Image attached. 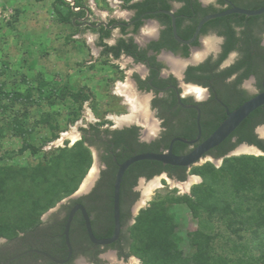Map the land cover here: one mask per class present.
I'll list each match as a JSON object with an SVG mask.
<instances>
[{
    "label": "flooded vegetation",
    "instance_id": "obj_1",
    "mask_svg": "<svg viewBox=\"0 0 264 264\" xmlns=\"http://www.w3.org/2000/svg\"><path fill=\"white\" fill-rule=\"evenodd\" d=\"M143 1L145 0H117V6L125 14L108 16L105 20L95 22L86 18L89 11L85 7L73 10L85 12L83 18L77 17L73 23L95 31L96 43L101 35L108 33L103 42L109 48L119 49V55L115 58L111 51L96 46L99 55H106L111 60L109 63L117 65V72H120V80L116 77V91L110 93L112 96L118 95V100L115 107L107 109H116L122 113L120 119L130 115L134 117L128 121L116 122V117L106 115L102 119L93 118L85 126L78 127L80 139L85 138L91 144L92 156L98 162L97 174L84 193L60 204L57 212L46 223L42 222L28 232L19 233L11 240L0 239V264H56L46 255L60 261L65 260L68 249L64 241V227L70 212L77 205L84 207L94 236L109 238L111 235H107L114 223L112 197L115 176L118 165L128 159V154H132L131 157L138 155L137 151L142 146L157 147V153H163L174 139L196 140L199 115L201 135L198 141L192 145L175 141L172 147L175 155H186L210 135H204L206 128L211 129L226 119V109L232 112L255 94L264 91V33L259 42L254 44V33L249 21L238 25L236 14L210 20L202 26L194 42L185 45L175 40L172 18L163 13L168 12L174 17L178 37L190 40L197 24L204 17L237 7L233 0H164L167 8H163L161 4L155 10L142 13H138L136 8H129ZM149 22L157 24L155 34L151 36L143 33ZM228 29H232L234 33L232 41L225 36ZM187 32H191V37L185 39L183 36ZM244 46L248 49L249 61H252L255 71L247 76L243 75L245 68L236 70V65L244 60V56L240 54ZM226 47L231 51L222 57ZM193 50L200 51L202 60L185 67L172 64L163 55L171 54L186 60ZM84 103L92 104V97L88 96ZM263 113L261 111L255 115L250 123L254 125L257 139L264 143ZM94 127L98 130L97 133ZM81 129L86 133L83 134ZM115 137L121 140L122 146L113 150ZM209 154L210 152L208 158L219 160ZM130 167L124 173L120 187V220L128 213L133 218L134 206L139 200L140 181L145 183L162 175L169 178L166 172L151 178L145 174L137 175ZM180 168H185L186 172L191 169ZM133 182L134 185L130 188ZM122 230L123 228L119 238ZM69 238L72 256L63 264H75L78 256L90 259L86 255L87 251L91 257L100 251V247L93 244L90 248L83 246L81 238L88 236L79 210L73 215Z\"/></svg>",
    "mask_w": 264,
    "mask_h": 264
},
{
    "label": "trees",
    "instance_id": "obj_2",
    "mask_svg": "<svg viewBox=\"0 0 264 264\" xmlns=\"http://www.w3.org/2000/svg\"><path fill=\"white\" fill-rule=\"evenodd\" d=\"M57 1L58 5L67 7L65 16L55 10L62 21H70L74 25L73 20L85 16L84 11L74 12L65 0ZM233 1L237 7L248 10L264 7V0ZM161 4L163 8H167L164 0H145L129 8H136L138 13H142L155 10L156 6ZM80 7L81 4L76 2L75 8ZM246 20L254 33L253 43L257 44L264 33V14L256 17L236 15L238 25ZM107 36L108 33L101 35L98 45L104 47L105 51H111L117 58L119 49L109 48L103 42ZM225 36L232 41V29H228ZM190 37L191 32L183 36L185 39ZM127 50L131 52L129 48ZM230 51L231 49L226 47L222 57ZM240 54L244 56V60L236 65V70L245 68L244 76L254 73L246 46L240 50ZM86 91L81 89L78 92H63L55 81L42 80L36 86L27 88L24 93L14 91L2 95L13 103L30 101L34 94L38 100L47 101L50 105H54L57 98L61 101L71 99L72 103H78V109H81L83 103L88 100ZM261 111H264V106L253 112L222 144L210 151L209 155L222 160L219 167L206 162L191 167L186 172L185 168L172 167L156 161H140L133 164L130 167L134 169L132 171L137 172V175L145 174L148 178L166 172L168 177L176 182H185L188 176L200 177L202 181L192 186L188 194L180 196L171 191L156 195L149 207L141 210L135 218L129 213L126 214L120 220L123 228L121 238L104 249H116L118 258L124 262L134 257L142 264H264V157H227L230 151L242 143L255 146L264 153V143L257 139L254 125L250 123ZM46 118L43 121L50 123L48 117ZM217 126L218 124L211 129L206 128L204 135L211 134ZM12 128L16 132L15 136L21 139L22 145L18 153L22 155L27 152L33 159L20 165L7 162L4 156H0V239L6 240L39 226L44 213L78 190L93 163L91 144L85 138L71 147L66 146L45 153L41 151L44 144L58 137L57 125L50 126L51 138L49 141L43 140L40 146L32 142L36 137L33 136L32 130L25 128L16 118L12 120ZM93 129L97 133L98 130L95 127ZM81 131L86 133L84 129ZM116 138L113 140V150L122 146L121 140ZM40 152L42 155L39 156ZM137 152L157 153L158 149L142 146ZM11 153L7 152L6 156ZM131 155L128 154L126 158ZM132 185L134 182L130 188ZM178 205L186 206L197 224V228L186 235L192 250L190 254H185L180 247L178 226L170 212L171 207ZM132 220L134 222L130 224ZM112 230L113 226L107 236L111 235ZM81 240L83 246L91 247L88 238ZM61 241L63 242V239ZM99 253L100 251L91 257L87 251L86 255L94 260L92 264H99ZM64 254L66 255V251Z\"/></svg>",
    "mask_w": 264,
    "mask_h": 264
},
{
    "label": "rangeland",
    "instance_id": "obj_3",
    "mask_svg": "<svg viewBox=\"0 0 264 264\" xmlns=\"http://www.w3.org/2000/svg\"><path fill=\"white\" fill-rule=\"evenodd\" d=\"M73 1L81 3L82 6L88 2L65 0L70 6ZM57 2V0H0V156H4L10 163L24 165L33 159L27 152L22 155L18 153L22 144L12 128V120L15 118L25 128L32 130L33 136H36L32 142L37 146H40L43 140L49 141L51 138L50 126H59L58 137L42 146L41 151L45 153L53 149L71 147V144L81 141L70 130L82 118L86 109L91 112L94 119L112 115L117 120L123 115L116 109H107L115 107L118 100V95H110L116 91L118 72L112 68V64H104L102 61L92 64L94 60L105 57L97 58L98 55L90 51L76 27L70 21L64 22L59 18L55 10H59L61 15L65 16L67 7L60 6ZM93 2L92 8L106 16H111L116 10V7H110V0ZM42 80L55 81L63 92L86 89L87 95L92 97V104L83 103L82 108L78 109V103L73 104L71 99L61 101L57 98L55 104L50 105L47 101L38 100L36 94L30 101L13 103L2 95L14 91L24 93L27 88L36 86ZM46 117L50 123L43 121L47 119ZM7 152H12L8 155L9 159L6 156ZM34 161L37 162L36 159ZM206 162L210 161L206 160L204 163ZM199 179L201 180L200 177ZM194 185L197 184L191 187ZM171 191L176 195H182L176 188H155L147 204L133 218L141 210L149 207L156 195ZM170 212L176 219L177 233L181 237L180 247L185 254H190L192 250L186 235L197 228L196 221L184 205L173 206ZM133 222L132 220L130 224ZM135 259L138 260V264H142L139 259Z\"/></svg>",
    "mask_w": 264,
    "mask_h": 264
},
{
    "label": "water",
    "instance_id": "obj_4",
    "mask_svg": "<svg viewBox=\"0 0 264 264\" xmlns=\"http://www.w3.org/2000/svg\"><path fill=\"white\" fill-rule=\"evenodd\" d=\"M117 0H110V7L114 8L117 6ZM127 6V5H126ZM124 6L125 9H128V7ZM72 10L76 11L75 4L72 3L71 5ZM85 9L89 11V13L86 14V18H89V20L100 21L102 19L108 18L103 12L97 11L89 6H83ZM91 13V14H90ZM166 14H169L172 18V31L173 36L176 41H178L181 44L190 45L194 42V40L197 38L198 34L200 33V30L202 26L213 19L221 18L228 15H243L245 17H256L264 14V7L255 9V10H248L238 7H232L228 10H225L223 12L212 14L204 17L196 26V29L194 31V34L190 40H182L178 37L176 33V27H175V20L172 14L168 12H163ZM90 14V16H89ZM125 12H121L120 8L114 12L111 16H122ZM151 14V13H149ZM85 18V19H86ZM74 21V20H73ZM74 26L76 27L79 34L85 39L87 45L90 48V51L94 55L99 54V49L96 47H101L98 45V42H95V31L89 30L88 27H82L79 26L78 23H75ZM157 30V24L153 22H149L143 31L147 36L154 35ZM213 40V39H211ZM199 50H193L191 52V56L189 59H182L179 56H173L171 54H163L172 64L178 65V67H185L187 65H194L198 64L202 58L201 54L199 53ZM116 89V87H115ZM199 93V92H198ZM264 106V91L259 92L255 94L253 97L242 103L238 108H236L234 111L230 112L228 109H226V119L220 123L217 128L206 138L204 139L200 144H198L192 151H190L186 155H175L172 151V147L175 141H179L186 145H192L198 141L201 135L200 131V122H199V115L197 118V129H198V138L193 141H188L185 139H174L170 142L168 149L163 153H142L138 155H134L130 158H128L126 161L118 165L115 181L113 185V230L112 234L109 238H96L93 234V230L91 227V223L89 220V217L82 205L75 206L72 211L70 212L65 227H64V241L65 245L68 249L67 258L65 260H57L54 259L48 255L46 257L50 258L54 263L56 264H63L70 260L72 256V247L70 243L69 238V227L73 219L74 213L79 210L82 214L84 225L86 229V233L88 236V240L93 244L95 247H100V253L97 257V259L100 261L99 264H138V260H136L134 257L129 258L126 262H124L122 259L118 258L116 249H104L105 246H110L117 242L119 240L120 232H121V223H120V214H119V199H120V187L121 182L123 180L124 173L126 170L133 164L140 162V161H156L159 163H162L164 165L174 166V167H186L191 168L195 166H199L203 164L206 160H209L211 163H213L216 167H219L221 165V159L219 160H212L208 158V153L218 147L220 144H222L238 127L239 125L249 117L250 114H252L257 109ZM136 110V107H135ZM134 115L118 119L116 122L121 121H128L131 118H133ZM91 119H93L92 114L89 110H85L84 114L82 115V118L78 120V122L71 128L70 132L73 133L75 136L80 138L78 127L85 126L87 122H89ZM260 132V130H259ZM73 145V144H71ZM70 145V146H71ZM94 153V151H93ZM95 155V154H94ZM240 155H254L256 157L262 156L264 157V153L254 146L248 145L246 143H242L238 145L232 152H230L227 157L231 156H240ZM93 163L92 166L83 179L82 183L79 186L78 191H76L72 196L69 198H66L62 202H60L55 208L45 213L40 219L43 223H46V220L51 218L54 213L57 212V209L59 208L60 204H65L67 200L77 197L78 195L84 193L90 183L92 182L93 176L97 174L98 171V162L96 161V157H93ZM207 158V159H206ZM201 183V180L199 177L195 176H188L185 182H176L173 179L167 178L165 175L158 176L152 178L148 182H139L138 191H139V200L134 206V213L135 214L147 204L149 197L152 193V191L155 188L160 187H172L179 190V192L184 195L188 194L191 185L193 184H199ZM94 263V260L88 259L83 256H78L75 260V264H92Z\"/></svg>",
    "mask_w": 264,
    "mask_h": 264
},
{
    "label": "crops",
    "instance_id": "obj_5",
    "mask_svg": "<svg viewBox=\"0 0 264 264\" xmlns=\"http://www.w3.org/2000/svg\"><path fill=\"white\" fill-rule=\"evenodd\" d=\"M89 1H91L92 3H94L93 0H88L87 5H85V6H89V7L92 8V3L89 2ZM76 2H77V1H76ZM76 2L73 1L74 4H75ZM106 2H108V0H106ZM80 4H81V3H80ZM81 6H82V4H81ZM118 9H119V7L116 6V10H115L114 12H116ZM114 12H113V13H114ZM101 57H105V59H104V58H103L104 60H103V59H98V60L96 59V60H94V63H92V64H95V63H98V62H101V61H102V63H104V64H112V63H109V61L111 62V60H110L106 55H99V54H98L97 58H101ZM92 64L90 63V66H91ZM112 68H114L115 71L117 72V65L112 64ZM118 73H120V72H118Z\"/></svg>",
    "mask_w": 264,
    "mask_h": 264
},
{
    "label": "bare ground",
    "instance_id": "obj_6",
    "mask_svg": "<svg viewBox=\"0 0 264 264\" xmlns=\"http://www.w3.org/2000/svg\"><path fill=\"white\" fill-rule=\"evenodd\" d=\"M131 116V115H130ZM118 120V119H117ZM73 141V140H72ZM157 189V188H156Z\"/></svg>",
    "mask_w": 264,
    "mask_h": 264
}]
</instances>
